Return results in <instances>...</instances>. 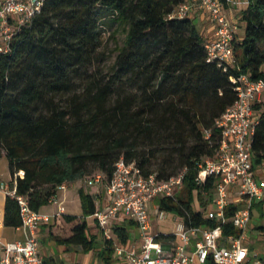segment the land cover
<instances>
[{"label":"trees","instance_id":"1","mask_svg":"<svg viewBox=\"0 0 264 264\" xmlns=\"http://www.w3.org/2000/svg\"><path fill=\"white\" fill-rule=\"evenodd\" d=\"M185 1L47 0L33 21L16 31L10 50L0 55V158L8 160L10 188L16 187L33 211L49 205L60 186L85 179L92 165L109 181L123 158L160 180L186 171L183 194L157 205L185 217L188 226H216L203 212L217 180L200 184V165L216 155L221 140L216 121L237 101L232 79H264V0H250L243 11L245 34L234 41V66L208 62L194 21L173 17ZM117 35L123 39L105 74L103 50ZM252 155L254 169L264 167V108ZM155 160L158 171L152 170ZM79 198L81 216H57L69 235L50 230L47 236L90 253L98 236L88 234L87 218L96 213L98 198L83 188ZM197 198L203 210L194 208ZM236 210L230 205L227 217ZM4 226H22L19 203L11 196H6ZM223 230L240 235L231 222ZM114 231L128 246V230L115 226ZM99 258L107 264L114 260L111 243Z\"/></svg>","mask_w":264,"mask_h":264},{"label":"built area","instance_id":"2","mask_svg":"<svg viewBox=\"0 0 264 264\" xmlns=\"http://www.w3.org/2000/svg\"><path fill=\"white\" fill-rule=\"evenodd\" d=\"M47 0H0V55L10 50L15 33L22 26L33 21ZM198 7L207 13L210 22L215 25L212 38L205 40L208 62H217L220 66H234V41L237 25L224 11L222 0H198ZM228 5L246 7L250 0H226ZM193 6L184 2L175 10L173 17L190 18ZM237 92V101L216 121L221 132V140L214 158H207L200 165L198 182L206 183L208 178L216 179L212 203L203 216L216 226L192 227L185 217L174 215L178 219L173 238L159 239L161 234L153 232L151 207L157 210V218L164 220L169 213L155 203L159 200H176L184 189L183 171L168 180H160L156 174L145 176L135 163H127L123 158L115 165V171L109 181L103 174L86 178L88 188L103 185L106 202L98 207L96 213L87 218L88 226L94 223L106 240L111 243L117 260L124 264H264V256L253 254L247 245V231L253 218L254 200L264 199V184L256 178L253 167L252 139L259 124L264 108V79L252 81L242 75L232 79ZM262 106L258 110L256 106ZM210 132H207V137ZM24 177V173L18 174ZM67 184L58 188V196L50 204H58L55 216L35 212L30 208L28 199L17 195L16 187L0 185L5 196L16 198L22 217L25 240L4 242L0 237V264H45L40 249L38 235L42 225H48L54 217L66 215L64 200L59 196L67 190ZM238 197L232 201L233 194ZM237 206L234 216L229 219L227 211L230 205ZM200 210V209H199ZM91 219V221H89ZM133 222L141 231L142 245L137 247L129 243L123 245L115 234L114 227ZM229 222L240 231V235H225L223 226ZM88 234L96 235L91 229ZM155 254V256L153 255Z\"/></svg>","mask_w":264,"mask_h":264},{"label":"rangeland","instance_id":"3","mask_svg":"<svg viewBox=\"0 0 264 264\" xmlns=\"http://www.w3.org/2000/svg\"><path fill=\"white\" fill-rule=\"evenodd\" d=\"M238 33L240 36L241 35L243 36L244 35V27H240V29L238 30ZM122 39H123V37L121 38L120 35H117L116 38H113V37L108 38V40L106 42L105 49L103 50V62H102L103 68L105 69V72H104L105 74H108L109 68L115 60L116 47L118 46L117 45L118 42H121ZM3 161H5V160H3ZM0 163H2V162L0 161ZM152 163H153L152 170L158 171L159 170V164H157L158 162L155 160ZM260 168H258V169H260ZM98 174H102V173L98 170L97 167L92 165L90 167V174L86 178H93ZM85 179L74 183V186L70 190V191L74 190L73 191V194H74L73 198H72V196H70V199H66V200L61 198L62 200H64V207L66 208V212H67L66 214L67 215L81 216L83 214L82 207H81V201L78 199V190H79V189H77L78 185H81V188L85 189L86 192H88L94 196H97L98 207H101V204H100L101 199H102V197H106L103 185H99V186L94 187V188H88L85 184ZM0 185H1V183H0ZM182 192H179L178 196H180ZM237 197H238V194L234 193L231 197L232 201H234L235 198H237ZM200 203H201V201L197 198L195 200V204H194L195 205L194 208L196 210H198V209L203 210V207L200 206ZM204 203H207V207H208V206H210L212 201H209L208 197L206 196V198H204ZM257 203H258V201L254 200L253 218H252V221L250 224V228L247 231V237H248L247 245L250 247L253 254L264 256V236L262 234H260V232H259V231H261L259 229L264 227V204H263V206L262 205L257 206ZM156 205H157V203H155V206ZM58 208H59L58 204L52 203V204L45 206L41 210V213L46 214L48 216H55V214L58 212ZM151 213H152L153 232L154 233H158V234H162V235H172V234L176 233L177 224L179 221H178V219L175 218L174 214L169 213L167 215V217L161 221L157 218V210L153 205L151 207ZM89 221H91V219H89ZM122 226H124V228H126L128 230L129 243L132 245H135L137 247H140L143 243L140 229L136 225H130L129 222L122 224ZM44 227L47 228L48 232L50 230H52L55 233V235H59V236H63V237L69 235V230H70L69 226L66 223H64V221H62V220L59 221L57 217H54L51 220V222L48 225H44ZM89 228L91 229L92 232H95L96 235L98 236V240H97V244L95 246V249L92 252H90L92 255V262H90L89 264H100L99 260H98V255L104 249L105 244H106V240L104 239V237L101 233L99 234V231L97 230V227L94 223L90 222ZM17 235L18 236L16 237V239H18V240L20 239L21 241L25 240V236H24V233L22 231L17 233ZM11 240H13V239H11ZM74 253L78 254V253H82V251L80 248L73 247L71 252L68 253L67 257H65L66 260H67L68 256L70 257ZM153 255L155 256V254H153ZM114 258L115 259L113 260L112 264H124L125 263V261L117 260L116 257H114ZM57 264H62V263L57 262Z\"/></svg>","mask_w":264,"mask_h":264},{"label":"crops","instance_id":"4","mask_svg":"<svg viewBox=\"0 0 264 264\" xmlns=\"http://www.w3.org/2000/svg\"><path fill=\"white\" fill-rule=\"evenodd\" d=\"M234 1H241V0H234ZM190 5L193 6V10L191 12V19L194 21L196 24L198 30L202 34L205 40L210 39L213 37L215 33V25L210 22V19L207 15V13L203 12L202 10L199 9L198 7V0H186ZM224 3V11L228 15V17L237 25L238 30L240 27H244V34H245V27L246 24L242 21V15L243 11L247 9L246 7H235L232 5H228L226 3V0H222ZM237 30V40L241 41L244 38V35L240 36ZM5 160V161H3ZM0 183L1 184H6L10 186V182L12 180L10 176V171H9V164L7 158L4 156L0 158ZM4 162V163H3ZM256 178L259 183L264 184V167H261L260 169L256 170ZM74 186V183L68 184L67 190L65 192L60 193V197L63 199H70V196L72 198L74 197L73 191H70L71 188ZM77 189H81V185H78ZM79 190H78V199L79 198ZM106 202V197H102L101 199V206H103ZM5 203H6V196L0 191V237L3 239L4 242H16V241H21L20 239H16L17 233L20 232L19 228L18 229H13V228H7L4 226V208H5ZM258 203H262L261 205L263 206L264 204V199L261 201H258ZM99 204V205H100ZM259 205V206H261ZM46 225V224H44ZM42 225L39 229L38 235L40 238V249L41 253L44 256V259L49 261L50 264H57V262H61L62 264H89L92 262V255L91 253H74L70 257L68 256L67 260L65 257H67L68 253L71 252L72 248L71 247H66V246H60L58 245L54 240H51L48 238V230L46 227ZM41 230V231H40ZM41 232V235H40ZM260 234L264 236V232L261 230L259 231ZM41 236V237H40ZM13 239V240H11ZM15 240V241H14ZM44 244V245H43ZM77 251V250H76ZM115 257V255H114ZM115 259V258H114ZM98 260L100 264H107L103 262L98 255ZM113 261L110 263L112 264Z\"/></svg>","mask_w":264,"mask_h":264}]
</instances>
